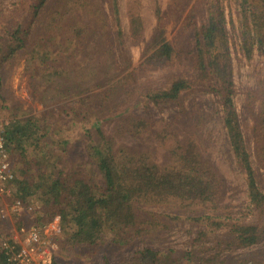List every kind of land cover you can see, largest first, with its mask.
<instances>
[{
    "label": "trees",
    "instance_id": "obj_1",
    "mask_svg": "<svg viewBox=\"0 0 264 264\" xmlns=\"http://www.w3.org/2000/svg\"><path fill=\"white\" fill-rule=\"evenodd\" d=\"M47 1L20 0L16 7L28 9L29 14L36 16ZM175 1L180 4L178 0ZM68 2L71 11L82 10L89 4L88 0ZM231 2L234 3L238 15L239 51L248 60L256 52L264 54V0H194L182 22L183 32L192 34L193 37V46L187 49L179 48L167 38L164 13L157 6V25L147 47L151 53L145 62L168 63L189 56L194 75L175 76L166 87L149 88L144 96L147 102L157 106L178 104L183 93L197 86L206 87L221 104L231 148L238 167L246 177L248 207L253 213L264 215V179L260 174V170H264V108L260 110L256 125L252 128L256 144L254 162L235 104L231 46V34L234 32L231 33L230 29H235L236 24L232 11L227 12V5ZM200 3L205 8L202 19L197 13ZM111 4L115 19L119 21L118 0H111ZM99 22L104 23L102 19ZM130 24L134 37L143 36V18L139 11L130 13ZM61 28L56 18L47 23L48 31L56 37V31L60 30L62 33ZM106 28L107 25L103 24L102 30ZM30 29L31 24L25 29L23 24H18L9 32L12 40L16 42L11 51L25 44ZM66 29H69L66 33L74 45L78 49L82 48L88 25L76 22L69 24ZM122 35L118 26L120 39ZM63 52L60 51L62 60L51 62L50 54L42 53L46 68L40 80L41 85L45 86L41 103L46 107L59 101L77 99V110L73 106L72 111L76 117L75 122H80V128L91 140L87 150L95 163L98 176H89L82 171L81 163L74 168H68L59 162L50 138L53 127L46 116L18 120L6 129L10 154L12 158L13 155L17 156L22 163L23 179L15 180L18 184L15 200L24 204H30L31 200L40 202L42 208L37 212L38 220L48 223L59 216L62 230L68 231L67 242L72 246L77 243L89 249L97 248L108 235L119 246L124 247L131 246L141 236L167 228L161 215L148 209L168 207L171 204L190 208L192 213L198 212L187 216V220L199 226L197 241L202 242L222 233L228 237L220 245L223 250L264 243V221L247 223L235 220L230 211L225 209L222 204L225 180L214 166L204 160L194 134L182 143L173 126L164 119L156 122L157 128L155 123L146 118L124 116L119 121L120 128L134 136L153 129L155 137L162 143H166L171 137V159L166 165H161L152 158L148 150L133 151L125 145L115 147L114 137L105 133L96 110L126 88L128 83L134 82L133 71L112 83L114 79L108 76L115 70L113 67L103 71L101 61L94 59H90L86 65L75 67L72 65L73 56ZM128 67L129 62L126 68ZM104 77H107L108 87L102 95L98 98L93 94L83 96L92 87H97L100 84L97 82ZM92 119L93 125L87 127ZM143 213H147V216ZM167 217L180 218L170 215ZM0 264H9L3 250L0 252ZM53 264L68 263L54 260ZM105 264H110L107 258ZM117 264L190 263H183L181 259L174 260L169 253L144 246Z\"/></svg>",
    "mask_w": 264,
    "mask_h": 264
},
{
    "label": "rangeland",
    "instance_id": "obj_2",
    "mask_svg": "<svg viewBox=\"0 0 264 264\" xmlns=\"http://www.w3.org/2000/svg\"><path fill=\"white\" fill-rule=\"evenodd\" d=\"M88 2L84 9L71 11L68 0H48L39 14L34 16L29 14L28 9L16 7V4H20V0H0V113L8 121L9 126L18 120L40 119L46 116L53 127L50 138L59 162L68 168H74L81 163L82 171L89 176H98L95 163L87 150L91 140L80 128V122H75L76 117L72 107L75 106L77 110V99L59 101L46 107L41 103L45 86L41 85L40 80L46 68L42 53H49L51 62L62 60L63 55L60 51L63 50V53L73 56L72 65L75 67L86 65L90 59L100 60L103 71L109 70L110 67L115 69L108 76L114 79L112 83L127 72L133 71L134 82L128 83L126 88L96 110L105 133L114 137L115 147L125 145L133 151L148 150L155 161L166 165L171 159L170 150L173 144L171 137L166 143H162L155 137L153 129L134 136L128 131L121 130L119 124L124 116L143 117L155 124L164 119L173 126L182 143L187 141L188 136L194 134L203 152L204 160L221 173L225 180L222 204L230 211L231 217L247 223L264 221V215L253 213L248 207L246 177L238 167L231 148L219 100L202 86L183 93L178 104L157 106L147 102L144 96L149 88L166 87L175 76L194 75L189 56L168 63L145 62L151 53L148 52L147 47L157 25L155 15L157 6H160L164 13L167 38L179 48L187 49L193 46L192 34L183 32L182 22L194 0H178L180 4L175 0L171 3L170 0H118L119 21L115 19L111 0H88ZM138 11L143 18L144 34L141 37H134L130 13ZM204 11L205 8L200 3L197 9L200 19ZM228 11H232L236 24L235 29H230L231 33L234 32L231 34V46L235 104L248 148L252 159L256 162V144L252 128L256 125L260 110L264 108V54L256 52L250 60L243 56L239 51L238 15L233 2L228 3ZM52 18H56L62 27V33L59 32L60 30L56 31L57 37L47 29V23ZM100 19L104 23L99 22ZM76 22L88 25V32L80 49L66 33L70 29L67 30L66 27ZM18 24H23L24 29L31 24V29L25 38V44L11 51V48L16 46V42L12 40L9 32ZM103 24L107 25L104 31ZM118 26L123 33L121 39L118 36ZM128 62L130 67L126 68ZM106 80L107 77L99 80L97 83L100 84L86 91L83 96L93 94L98 98L108 87ZM93 122V119L88 122L87 127H91ZM13 161L16 179L22 180V163L15 155ZM260 172L264 179V170ZM17 193L18 184L15 182L11 199L8 201L0 198V252L3 249L2 243L16 235L20 226H30L34 222L42 226L49 223L38 220L37 212L41 210L42 204L34 202L32 198H29L30 204L23 203V209L14 212L11 206ZM30 207L32 210H29ZM2 209L4 212H1ZM148 211L159 213L167 228L141 236L131 246L124 247L119 246L108 235L97 248L90 249L77 243L72 246L66 240L68 231L65 232L61 228L58 236L51 241L53 259L68 264H105L107 258L110 264H117L128 259L144 246H150L169 253L174 260L181 259L183 263L264 264V243L223 250L220 245L228 237L222 233L202 242L197 241L199 226L187 220V216L198 212L192 213L190 208L171 204L168 207H152ZM143 214L147 216V213ZM167 215L180 218L170 219ZM59 223L61 225V222ZM70 231L73 232L72 229ZM186 253L192 255L187 256Z\"/></svg>",
    "mask_w": 264,
    "mask_h": 264
},
{
    "label": "built area",
    "instance_id": "obj_3",
    "mask_svg": "<svg viewBox=\"0 0 264 264\" xmlns=\"http://www.w3.org/2000/svg\"><path fill=\"white\" fill-rule=\"evenodd\" d=\"M8 121L0 113V198L10 200L17 178L15 164L7 145L6 129ZM14 212L23 209V203L13 200ZM29 210H32L30 207ZM4 212V209L1 210ZM60 217L48 224L34 222L30 226L22 225L11 239L2 243V250L9 264H53L51 241L61 232Z\"/></svg>",
    "mask_w": 264,
    "mask_h": 264
}]
</instances>
